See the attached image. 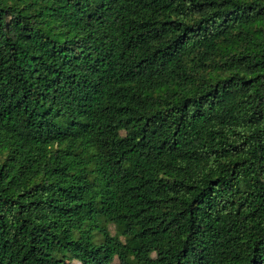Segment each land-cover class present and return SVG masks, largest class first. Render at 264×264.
I'll list each match as a JSON object with an SVG mask.
<instances>
[{"label":"trees","instance_id":"trees-1","mask_svg":"<svg viewBox=\"0 0 264 264\" xmlns=\"http://www.w3.org/2000/svg\"><path fill=\"white\" fill-rule=\"evenodd\" d=\"M110 256L264 264V0H0V264Z\"/></svg>","mask_w":264,"mask_h":264},{"label":"rangeland","instance_id":"rangeland-1","mask_svg":"<svg viewBox=\"0 0 264 264\" xmlns=\"http://www.w3.org/2000/svg\"><path fill=\"white\" fill-rule=\"evenodd\" d=\"M110 230H111L112 233L114 232L113 226H110ZM109 259L113 260V264L117 263V259L114 256H110ZM70 264H79V263L76 262V261H72Z\"/></svg>","mask_w":264,"mask_h":264}]
</instances>
